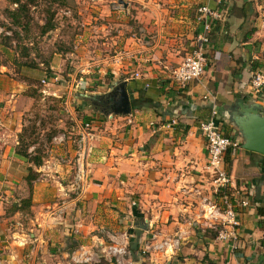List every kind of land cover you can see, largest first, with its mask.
<instances>
[{
    "label": "crops",
    "instance_id": "crops-1",
    "mask_svg": "<svg viewBox=\"0 0 264 264\" xmlns=\"http://www.w3.org/2000/svg\"><path fill=\"white\" fill-rule=\"evenodd\" d=\"M75 1L90 17L103 19L84 23L91 32L84 34L83 50L72 57L67 74L86 79L87 89L96 78L113 81L105 93L121 81L129 106L138 98L148 102L124 116L107 108L80 107L82 118L75 119L74 127L89 122L95 139L78 192L72 190L71 166L58 165L55 158L72 155L68 144L37 168L14 153L23 110L14 82L0 77V264H70L76 248L66 251L69 242L99 248L103 231L125 232L127 249L136 254L151 234L162 238L181 232L178 251L171 257L154 256L152 264H264V219L255 213L256 207H264V157L240 147L223 157L230 191H238L248 203L236 209L234 248L215 241L210 230L200 233L193 221L200 199L209 197L206 152L197 125L209 116L210 102L202 97L214 96L222 134L239 145L241 137L221 117L222 108L243 98L264 115V85L257 98L248 89L251 73L264 74V0ZM245 1L249 9L241 10ZM201 5L219 11L220 19L211 25L203 75L178 88L170 71L197 44L200 26L194 17ZM92 33L100 34L98 45ZM252 64L257 67L251 71ZM86 92L100 95L99 90ZM171 119L176 124L166 128ZM23 165L37 175L30 189ZM27 197V210L15 211ZM144 224L146 230L141 229Z\"/></svg>",
    "mask_w": 264,
    "mask_h": 264
},
{
    "label": "rangeland",
    "instance_id": "rangeland-1",
    "mask_svg": "<svg viewBox=\"0 0 264 264\" xmlns=\"http://www.w3.org/2000/svg\"><path fill=\"white\" fill-rule=\"evenodd\" d=\"M78 3L75 0H67L62 6L55 3L48 6L47 3L39 0L33 8H30L32 20L26 32H21L17 28H10L9 20L3 15V9L7 4L5 0H0V35L10 38L5 51L0 48V77L10 80V83L14 82L18 95L17 104L23 110L20 117L21 128L16 134V141L20 136V143L15 145V149L27 145L28 152L37 150L42 156L41 164L48 155L56 154L57 150L62 148H52V153L47 152L51 137L64 133L67 137L74 138L76 133L74 121L82 118L80 107L96 110L100 108L96 101L83 96L88 95L86 91L99 90L100 95L105 94L108 85L113 82L107 78L101 80L96 78V82L101 81L102 84L98 83L96 87V82H93L91 84L93 88L87 89L84 83L82 86H77L79 81L83 82L86 79L67 74L68 69L73 68L72 57L80 55L83 50L81 46L84 44V34L91 32L84 30L88 27L84 23L92 22L91 18H95L94 22L98 24L103 19L93 15L90 17L88 9L85 10L84 6ZM51 14L54 28L42 34L40 26ZM9 28L19 31L18 36H13L11 31L7 30ZM92 36L98 45L100 34L92 33ZM52 76L57 77L55 83L41 84L40 80ZM69 146L72 148L71 145ZM66 165L71 166L73 170L71 163ZM24 172L27 173L26 168ZM24 214L27 213L24 212L23 216ZM82 245L86 246L84 243ZM158 256L161 255H156L155 258ZM125 257L122 258V264H152L155 259L154 256L140 257L136 253H130L129 260ZM102 263L116 264L112 259L110 262L101 259L100 264Z\"/></svg>",
    "mask_w": 264,
    "mask_h": 264
},
{
    "label": "built area",
    "instance_id": "built-area-1",
    "mask_svg": "<svg viewBox=\"0 0 264 264\" xmlns=\"http://www.w3.org/2000/svg\"><path fill=\"white\" fill-rule=\"evenodd\" d=\"M218 19H220V12L212 10L206 5H201L195 9L194 20L200 26V34L197 36V44L194 49L170 71V80L176 87L183 88L188 83L199 80L203 75L207 63L205 52V47L208 44L207 35L210 31L211 23ZM261 28L264 29V17ZM56 81L57 77L55 76L40 80L43 85L53 84ZM263 85L264 74L260 72L250 74L248 80L250 95L255 98L259 97L262 94ZM77 86H82V81H79ZM202 99L210 102L209 116L197 125V130L203 139L206 152L203 171L209 179V197L200 199L199 211L195 213L193 221L200 229V233H203L206 229L210 230L215 234V241L227 243L231 248H234L237 241L236 228L238 226L236 209L245 208L248 203L238 191H230V180L225 171L223 157L226 151L238 149L239 142L231 136L222 134L220 124L217 122L214 96L207 94ZM175 122L174 119H171L165 127H172L176 124ZM75 131L74 138L67 137L64 133L54 135L49 141L50 148L46 150L47 152H52L53 149L63 147L65 144L72 146V155L70 157L58 155L56 162L58 165H66L67 163L73 165L72 190L79 192L87 177V159L95 135L89 122L80 123L76 126ZM103 234L105 240L99 248L77 246L68 257L70 264H99L101 259L106 262H110L112 259L114 263L122 264L124 256H126L125 259L129 260L127 234L125 232L109 231H103ZM182 241L181 232L162 238H159L156 234H151L149 238L141 242L137 255L140 257L156 255L171 257L178 251ZM128 260H126V263Z\"/></svg>",
    "mask_w": 264,
    "mask_h": 264
},
{
    "label": "water",
    "instance_id": "water-1",
    "mask_svg": "<svg viewBox=\"0 0 264 264\" xmlns=\"http://www.w3.org/2000/svg\"><path fill=\"white\" fill-rule=\"evenodd\" d=\"M123 5L122 1L117 2ZM91 101H104L107 111L112 115H128L130 106L124 83L118 81L111 85L105 94L83 95ZM106 97V98H105ZM258 105L250 100L238 98L222 108L221 115L226 117L241 137L240 149L264 157V115ZM146 230L147 225L141 227ZM165 264H170L166 261Z\"/></svg>",
    "mask_w": 264,
    "mask_h": 264
},
{
    "label": "trees",
    "instance_id": "trees-1",
    "mask_svg": "<svg viewBox=\"0 0 264 264\" xmlns=\"http://www.w3.org/2000/svg\"><path fill=\"white\" fill-rule=\"evenodd\" d=\"M39 0H5L7 7L3 9V15L6 19L9 20L10 23V28H17L21 32H26V28L29 25V22H31L32 18L30 17V8H33ZM43 2L47 3L48 6L55 4H60L59 6L64 5V2L66 0H42ZM250 3H247L246 1L242 3L240 9L243 10L244 8L249 9ZM11 7V9L9 8ZM52 14L49 16V19H44L43 25L40 26L41 33L44 34L54 28L53 23H52ZM213 23V22H212ZM211 23V25H212ZM7 29L11 31L10 33L13 36H18L19 31H14L11 29ZM211 31V28H210ZM210 31L207 35L208 40H209V35ZM246 37H243V40H245ZM10 40L9 37H6L4 35H0V48L2 51H5V48L8 44V41ZM257 66L252 64V67L250 70H255ZM238 95H235L237 97ZM148 100H140L139 98L136 100H133L130 102V108L131 110H134L139 107L141 103H147ZM218 110V109H216ZM220 114V113H219ZM217 116H218V111H217ZM222 117V115H221ZM218 122V120H217ZM219 123V122H218ZM221 127V125H220ZM222 128V127H221ZM224 136H228L226 133H223ZM233 138V137H232ZM20 143V136L17 137V144L19 145ZM17 145V146H18ZM27 145L23 147H17L14 151V153L24 159L27 163L31 164L33 167H39L41 165V159L42 156L39 154L37 150H34L32 152H28L27 150ZM227 159L224 161V166L227 163ZM26 176L24 178V181L26 183V186L28 189H30L31 182H33L36 178L37 175L35 172L32 170V167H27L26 168ZM29 206V197L26 199H23L19 202V205L14 207L15 211L21 210V209H27ZM256 216L259 218L264 219V207H256L255 209ZM212 236H215L213 233ZM76 244L73 242H69V245L65 248L66 251L70 252L71 249L75 248ZM133 253V252H131Z\"/></svg>",
    "mask_w": 264,
    "mask_h": 264
},
{
    "label": "flooded vegetation",
    "instance_id": "flooded-vegetation-1",
    "mask_svg": "<svg viewBox=\"0 0 264 264\" xmlns=\"http://www.w3.org/2000/svg\"><path fill=\"white\" fill-rule=\"evenodd\" d=\"M105 98H106V97H105ZM96 103L99 105L100 109H102V108H106V104H104V101H103V100H101V101H99V102L96 101Z\"/></svg>",
    "mask_w": 264,
    "mask_h": 264
}]
</instances>
